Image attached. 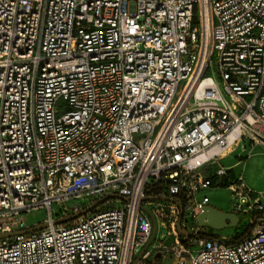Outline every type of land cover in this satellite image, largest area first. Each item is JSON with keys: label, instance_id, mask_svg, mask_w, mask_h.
I'll list each match as a JSON object with an SVG mask.
<instances>
[{"label": "built area", "instance_id": "obj_1", "mask_svg": "<svg viewBox=\"0 0 264 264\" xmlns=\"http://www.w3.org/2000/svg\"><path fill=\"white\" fill-rule=\"evenodd\" d=\"M237 146L264 148V0H0V233L47 212L0 264H264L262 198L219 163ZM223 179L232 242L197 224Z\"/></svg>", "mask_w": 264, "mask_h": 264}, {"label": "rangeland", "instance_id": "obj_2", "mask_svg": "<svg viewBox=\"0 0 264 264\" xmlns=\"http://www.w3.org/2000/svg\"><path fill=\"white\" fill-rule=\"evenodd\" d=\"M60 104H63L60 101ZM249 147L242 149L241 147L237 146L236 148L232 147L229 151L221 158L219 163L226 167L227 169H231L234 175L238 176L239 174L242 175L244 183L246 186L253 192L259 194L262 198V202L264 204V148L260 146L254 147L251 152L248 154ZM239 162L238 164H235ZM204 175H212L213 169L208 168L203 171ZM229 177V176H228ZM206 196L208 198V205L224 211L230 212L232 211L233 203L235 202L233 199V194L228 189V187L213 185L206 190L197 194V198L200 199L202 196ZM91 198L90 197H80L78 199H74L67 203L70 205L72 203L79 204L80 207L84 205V207L89 205ZM121 201L114 199L112 202H104L98 208H106V207H113V206H121ZM53 213L59 214V208L57 205L53 204ZM71 212V211H70ZM69 212V213H70ZM92 211H89L88 214H91ZM47 216V212L44 208H37L31 209L28 212L22 213V219L24 223V227L28 228L34 226L40 222H42ZM240 222L238 226L241 224H245L248 220V215L240 214L239 215ZM188 225H190L191 220L186 219ZM194 223V222H193ZM166 224H168L166 222ZM236 227V228H235ZM229 227L225 229H211L206 226L200 227L199 231L201 234H211V235H218L228 239L229 242L233 241L232 237L236 234V231H242L243 227ZM250 229V228H249ZM248 230L245 229L244 233ZM157 232H160V235H156ZM166 230L160 229L155 231V235L153 236L152 240L150 241L146 250H150L151 254H153V245L167 244L170 242L171 238L166 236L164 237ZM137 258V255L133 257V260ZM151 260V255L148 257V261L146 264H155L149 262Z\"/></svg>", "mask_w": 264, "mask_h": 264}, {"label": "water", "instance_id": "obj_3", "mask_svg": "<svg viewBox=\"0 0 264 264\" xmlns=\"http://www.w3.org/2000/svg\"><path fill=\"white\" fill-rule=\"evenodd\" d=\"M111 198H118V199H121L123 201L127 200L126 197H122V196H119L117 194H109V195H106L103 198L97 200L93 204L85 207L82 210L70 213L64 217H61L59 219L54 220L53 224L65 223V222L71 221L73 219H76L77 217L84 215V214L88 213L89 211H92L93 209H96L98 206H100L106 200L111 199ZM76 207H77L76 204H71V205H69V210L72 211ZM181 217H182V209L180 207V214L178 217L176 230L179 234L187 237V236H189V232L180 228ZM238 223H239V217L235 213L224 212V211L218 210V209H216L210 205H206L202 209L201 213L197 216V224L199 227L206 226V227L211 228V229L220 230V229H225V228H229V227H235L238 225ZM46 226H47V223H39L37 225L31 226V227L24 229V230H21V231L11 232V233H0V238L6 237V236H11L14 234H27L30 232H35V231H38V230L45 228ZM152 237H153V232H152V235H151L149 242L143 247V249L141 250L138 257H140L144 253V251L148 247ZM194 237L200 238L201 235H196Z\"/></svg>", "mask_w": 264, "mask_h": 264}, {"label": "trees", "instance_id": "obj_4", "mask_svg": "<svg viewBox=\"0 0 264 264\" xmlns=\"http://www.w3.org/2000/svg\"><path fill=\"white\" fill-rule=\"evenodd\" d=\"M232 176H233V173L230 174V177H232ZM220 186L227 187V186H228V181H227L226 179H223L222 182H221V184H220ZM245 226H246V225L243 224L242 226H239V227H243V229H244ZM235 239H237V238H236V236L233 235L232 240H235ZM231 242H232V241H231Z\"/></svg>", "mask_w": 264, "mask_h": 264}, {"label": "flooded vegetation", "instance_id": "obj_5", "mask_svg": "<svg viewBox=\"0 0 264 264\" xmlns=\"http://www.w3.org/2000/svg\"><path fill=\"white\" fill-rule=\"evenodd\" d=\"M97 208H98V207H97ZM93 210H95V209H93ZM93 210H92V211H93ZM237 227H239V226L237 225ZM235 228H236V227H235ZM237 232H239V231H236V233H237ZM243 234H245V233H243ZM210 236H211V234L202 235L203 238H209Z\"/></svg>", "mask_w": 264, "mask_h": 264}]
</instances>
